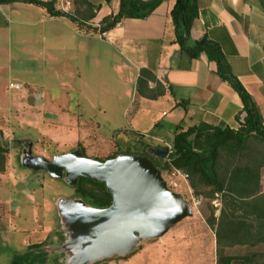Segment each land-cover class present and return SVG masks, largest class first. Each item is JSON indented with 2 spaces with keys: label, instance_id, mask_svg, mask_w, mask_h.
I'll return each mask as SVG.
<instances>
[{
  "label": "rangeland",
  "instance_id": "obj_1",
  "mask_svg": "<svg viewBox=\"0 0 264 264\" xmlns=\"http://www.w3.org/2000/svg\"><path fill=\"white\" fill-rule=\"evenodd\" d=\"M62 1L79 20L87 19L93 10L86 0ZM12 20L10 29L2 30L0 37V130L7 149L5 170L0 173V264H10L16 254L36 244L48 253V264H66L71 253L66 248L68 231L59 204L79 198L64 179L25 168L23 150L32 143L35 157L52 161L84 149L87 157L106 161L123 152L143 154L164 148L166 142L153 140L152 134L167 135L168 131L162 125L156 127L160 124L152 126L142 114L132 120L137 69L132 65L124 71L117 69L123 67L122 59L109 51L98 35L78 38L70 33L75 27L89 30L87 24L79 26L67 20L62 26L58 19L51 23L58 28L53 33L56 28L39 18L30 26H17ZM11 83L20 88H11ZM164 112L169 114L167 109ZM252 145L262 151L260 140ZM225 158L231 161L230 155ZM250 161L248 156L238 164ZM163 177L197 214L212 215L226 205L220 196L212 198V189L200 182H195V191L189 181L172 179L170 171H163ZM225 253L264 254V245L236 246ZM121 259L124 256L92 264ZM254 262L264 264V258Z\"/></svg>",
  "mask_w": 264,
  "mask_h": 264
},
{
  "label": "crops",
  "instance_id": "obj_2",
  "mask_svg": "<svg viewBox=\"0 0 264 264\" xmlns=\"http://www.w3.org/2000/svg\"><path fill=\"white\" fill-rule=\"evenodd\" d=\"M87 1L95 6L94 18L80 21L91 27H99L101 21L116 13L120 6V0ZM175 2L165 0L146 20L127 19L103 35L94 33L109 51L122 59L123 67L117 66V69L124 71L127 65L137 69L131 95L132 120L142 114L152 126L162 125L168 134L152 138L161 142L201 124L238 130L240 123L236 118L243 105L237 92L219 77L217 64L209 61L204 53L192 59L175 43L171 18ZM197 3L199 16L191 32L192 39L208 38L219 45L233 74L258 105L264 126V0H197ZM63 4L62 0H57L55 6L69 12ZM38 18L49 24L59 19L62 26L70 20L52 17L45 7L36 4L4 3L0 4V37L2 30L10 29L12 19L17 26H30ZM52 24L50 27L56 28L53 32L56 33L58 28ZM70 33L78 38L93 35L78 27L72 28ZM142 69L150 70L156 77L157 82H149L145 93L157 98L138 93L136 87ZM260 190L263 194L264 166ZM209 215L193 210L192 217L174 226L164 237L143 241L135 253L109 264H218L216 230L207 223ZM219 216L217 209L215 217Z\"/></svg>",
  "mask_w": 264,
  "mask_h": 264
},
{
  "label": "trees",
  "instance_id": "obj_3",
  "mask_svg": "<svg viewBox=\"0 0 264 264\" xmlns=\"http://www.w3.org/2000/svg\"><path fill=\"white\" fill-rule=\"evenodd\" d=\"M23 1L45 7L52 17H66L85 25L70 12L58 10L57 0H0V4ZM87 1V0H86ZM111 2L112 0H106ZM165 0H120L116 13L105 17L99 27H91L87 32L105 34L115 29L124 20H146ZM87 20L94 18L95 6ZM199 16L197 0H176L171 10V18L175 29V43L183 53L192 59H198L206 54L209 61L215 62L219 77L239 95L243 108L237 116L240 123L238 130L229 127L221 128L207 124L194 126L186 131L177 132L172 139L165 141L170 146V154L166 159L157 158L147 151L143 154L120 153V155L139 156L147 158L161 173L163 171L181 170L189 175V185L196 191V183L200 182L211 188V197L220 196L224 207L217 219L215 212L207 219L210 227L216 230L218 245V264H253L264 254H248L243 256L226 255L225 250L236 246L264 245V193H261V168L264 166V126L259 107L253 97L243 87L233 74L221 48L218 44L204 38L194 41L192 29ZM86 20V21H87ZM149 82H157L156 77L148 69H142L137 81V91L141 95L157 98L146 94ZM162 94V92H158ZM244 115V116H243ZM243 116V118H242ZM160 128L161 125H156ZM158 134H152L157 137ZM260 140L262 151L254 149L252 141ZM84 155V149H81ZM257 153V154H256ZM7 149L3 145V132L0 130V173L5 170ZM230 155L231 161L224 157ZM247 164H238L248 157ZM153 158L159 162L155 163ZM97 160V159H96ZM106 160V161H108ZM224 160V161H223ZM237 160V161H236ZM100 162H106L101 161ZM223 161V165L221 166ZM221 166V168H220ZM76 196L88 206L105 209L112 205V195L104 183L81 178L74 186ZM203 198V197H202ZM240 211V213L238 212ZM135 249L131 254L135 253ZM49 255L43 245L29 246L25 253L16 254L10 264H48Z\"/></svg>",
  "mask_w": 264,
  "mask_h": 264
},
{
  "label": "water",
  "instance_id": "obj_4",
  "mask_svg": "<svg viewBox=\"0 0 264 264\" xmlns=\"http://www.w3.org/2000/svg\"><path fill=\"white\" fill-rule=\"evenodd\" d=\"M32 143L23 150L22 164L35 172H45L74 187L81 178L104 183L112 195L105 209L88 206L83 200H62L59 214L68 231L66 248L71 259L66 264H92L114 256H127L143 241L164 237L174 226L193 216L192 207L181 193L173 192L161 171L147 158L120 155L100 162L81 150L55 157L53 161L35 157ZM149 154L166 159L170 147L154 148ZM57 160L67 166H54ZM54 166L51 171L45 166Z\"/></svg>",
  "mask_w": 264,
  "mask_h": 264
},
{
  "label": "built area",
  "instance_id": "obj_5",
  "mask_svg": "<svg viewBox=\"0 0 264 264\" xmlns=\"http://www.w3.org/2000/svg\"><path fill=\"white\" fill-rule=\"evenodd\" d=\"M10 87L16 89L20 88L19 85H14V84H11ZM170 176L172 177V179H179L185 181L186 183L189 181V175L187 173L182 172L181 170L173 169L170 172Z\"/></svg>",
  "mask_w": 264,
  "mask_h": 264
},
{
  "label": "bare ground",
  "instance_id": "obj_6",
  "mask_svg": "<svg viewBox=\"0 0 264 264\" xmlns=\"http://www.w3.org/2000/svg\"><path fill=\"white\" fill-rule=\"evenodd\" d=\"M56 157H58V156H56ZM53 161V160H52ZM51 161V162H52ZM62 165H64V166H67V164H65V163H63V161H61V160H57V162H56V164L54 165V166H56V167H60V166H62ZM54 166H48V165H46L45 167L47 168V169H49V170H51V171H56V167H54ZM68 167V166H67ZM68 169H69V172H70V174L71 175H75V172H76V169H74V168H70V167H68Z\"/></svg>",
  "mask_w": 264,
  "mask_h": 264
}]
</instances>
